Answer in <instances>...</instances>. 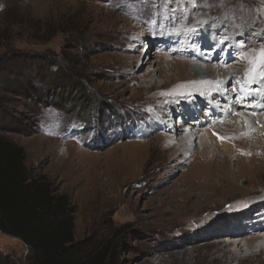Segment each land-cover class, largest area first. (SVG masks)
Instances as JSON below:
<instances>
[{
	"label": "rangeland",
	"instance_id": "1",
	"mask_svg": "<svg viewBox=\"0 0 264 264\" xmlns=\"http://www.w3.org/2000/svg\"><path fill=\"white\" fill-rule=\"evenodd\" d=\"M209 9L214 15L203 19ZM221 12L235 15L223 22L234 28L238 24L233 20H237L242 30L247 22L253 25L251 32L264 29V0H0V137L25 150L33 177H45L58 194L69 197L78 241L116 239V264H162L161 260L172 264L173 256L177 258L173 264H214V257L222 255L206 245L213 242L214 230H241L245 224L259 223L264 215V190L260 188H264V177L258 182L250 177L245 184L249 188L255 182L261 189L247 204L212 210L199 206L184 220L164 214L172 206L158 208L167 196L164 193H173L183 175L223 169L217 158L209 160L206 155L180 163L172 159L179 155L177 148H163L164 139L176 137L175 126L168 124H181L185 109L202 100L199 96L172 99L173 109L166 106L161 112V105L169 100L160 99L156 91L147 99L142 89L149 72L153 70V77L164 82L170 76L165 65L171 58L197 64L194 58L178 54V48L174 50L173 39L176 35L183 39L196 24H207L212 36V43H203L201 48L205 68H216L218 62L230 59V69L222 74L245 70L253 62L251 55L264 50V33L243 36L233 28L217 29L214 20ZM259 14L260 20L253 21ZM163 21H167L165 26ZM188 45L192 47L193 42ZM147 52L155 53L153 59L143 58ZM241 56L248 58L244 66L236 63ZM136 58L147 64L135 67ZM260 61L263 67L264 56ZM258 73L257 81H264L262 70ZM206 106L203 103L196 114L185 117V126L197 134L212 132L217 126V121L192 126L198 118L208 119ZM156 122L165 129L142 135L140 125ZM197 147L190 152L194 154ZM238 161H230L225 169L240 175V186L255 168L264 173V156L254 162L248 157ZM205 164L212 167L206 171ZM177 201L181 203L182 198ZM251 207L261 212L235 217ZM224 221H231V227ZM249 236L254 233L248 232L245 238ZM10 238L0 239V260L32 264V251L25 258L24 245ZM242 245L246 246L245 240ZM198 246L197 258L191 257ZM185 252L189 256L184 259ZM245 264H264V254L259 262L252 259Z\"/></svg>",
	"mask_w": 264,
	"mask_h": 264
},
{
	"label": "bare ground",
	"instance_id": "2",
	"mask_svg": "<svg viewBox=\"0 0 264 264\" xmlns=\"http://www.w3.org/2000/svg\"><path fill=\"white\" fill-rule=\"evenodd\" d=\"M209 10L210 11L208 12V16L206 15L201 16L203 17V19L207 17H212L214 15L212 9ZM227 13L226 12L219 13L218 14L219 17L217 21L214 20L217 24V29L222 28L223 26L228 29L233 28L238 33L243 32L242 34L243 36L246 35L247 33L248 34L257 33L256 34L257 36H261L264 33V29L262 31L257 30V32L255 33L253 31L251 32V30H253L251 28L253 25L250 27V22L245 23L248 25V27L245 25V28H243V30L241 29L242 23H239V21L237 20H233V22L238 24V26H236L235 28L230 24H228V22L223 23L224 18H228V20H231V17L235 16V15L230 16ZM260 18H261L260 14L255 15L253 17V21L258 22ZM188 20L189 18H186L184 23H187ZM166 22L167 21H163L161 23L163 24V26H165ZM165 29H167V27ZM209 31L210 29L207 26V24L204 26H201V24H196L190 30L185 32L183 39H180V37L182 36L176 35L173 38L174 42L177 44L176 47H174V50L178 48V52H179L178 54H181L184 57L194 58L193 60H196L197 64H191V63L189 64L188 60L185 59H184V63H181L176 60L177 58H171L170 60L167 61L165 65L166 71L170 72V76L168 77L167 81L158 82L153 77L155 73L153 72V70H151L149 72V76L147 75L148 76L147 82L144 84V87L142 88L146 93L145 97L147 99L155 96L157 92L160 99L169 100L168 103L167 101H165L166 102L164 103L165 105H161V110H160L161 112L166 108V106H169L170 108L172 107L170 105L171 103L170 101L172 99H177L176 101H178L179 98L199 96L198 98L199 100L200 99L202 100V103L201 101L199 102L195 101L194 103H192L190 110L189 108H186L185 109L186 111H184L186 112L185 114L186 116H184V120L182 121L181 124H177V123L168 124L171 127L175 126V128H173L174 130L172 131L175 133L176 137H174L173 139H168V138L164 139L162 145L163 148L166 149L172 147L177 148L178 149L177 153H179V155L172 159L179 161L180 163L186 160H190L192 157L194 158L196 156L199 157L202 155L204 158V155H206L209 158V160L210 159L213 160L214 158H217L216 161L223 169L222 171L218 169L216 172L214 170H213L214 172L209 171L208 174L200 173V175H196L195 173L191 172L183 175L179 180L180 183L177 182L175 184L173 193L167 194L168 191L164 193V195L167 196L162 199L163 204H161L158 207L160 209V208H165L167 205H169L170 207L172 206V210L164 212V214L168 215V217L170 218L172 216H176V217L178 216L180 219L182 217L183 218L187 217L189 216L188 212L190 210L195 212L196 210L199 209V206L207 207L209 208L208 210H212L213 208L220 207L221 205L231 206L238 204L240 202L243 204H247L250 202L249 201L251 199L250 196L260 194L261 192H258L259 190H261L260 188L264 190L263 186L261 187V185L259 188V184L257 186L256 185L254 186L255 182H252L254 184L249 188L245 186L246 183H250L249 179L251 178H254L255 180L257 178V182H258L259 178L261 179L262 177H264V173H262L260 169L254 167L255 168L254 171L248 174V176L245 177L246 179H243L244 181L241 184V186L239 185L240 183L239 181L242 180L239 177L240 175L239 174L235 175V173L231 174L228 171V167L226 168L227 170L225 169L226 165H228L230 161L232 160L238 161L242 157H248L251 162H254L256 160H263L264 81H257L258 78H260L259 73L257 76V71L261 72L262 70V74H264V66L263 65H262L263 67L260 66L261 53L251 55L252 57L249 58V61H253V62H248V58L244 56L238 58V60L241 61L240 63L236 62L237 65L239 66H244L243 63L248 62L247 63L248 67L246 68L244 66L245 70L238 69L237 72H227L226 75L222 74L224 70L230 69V66L228 65L229 64L228 61L230 59L229 60L226 59L225 62H221V61L218 62L217 65L214 66L216 68H213L211 66H206L205 68L202 62L206 58L202 55L203 53L201 48L203 47V43L204 44L207 43L208 45L212 43V36H210ZM144 37H142V40H145ZM189 41L193 42L192 47L191 45H188ZM186 48L187 50H184ZM154 55L155 53L147 52L143 58H145L146 56V60L153 59ZM136 59L137 60L135 63V67L139 68L147 64V61L145 60L143 61V59L142 60L140 58L139 59L136 58ZM215 61L217 62V60L214 58L213 59L214 64ZM253 76L257 78L253 80ZM229 84L230 85L233 84L232 89L228 87ZM152 91L154 92L153 94ZM201 95L204 97H201ZM203 103L204 105H207L206 108L208 109V111L206 117L208 119L203 120L202 118H198L197 121L192 122L193 123L192 126L203 125L202 121H204L205 124L215 123L217 121V126H214V128H212L213 129L212 132L205 131V133L203 134L202 133L197 134L195 133L193 128H189L185 126V121H186L185 117H187V115L190 116L191 115L190 113L196 114L199 107ZM169 110L172 111L171 109ZM225 119L227 120L223 121ZM189 123L191 124V122H188V125ZM256 123L262 124L263 125L262 128L253 129L252 126H254V124ZM161 125L163 124H161L160 122L150 123L147 126H145V124L144 126L140 125L142 127L140 128V132L142 133V135H147L148 133L153 132V130H157L159 128L163 129L164 126L162 127ZM150 126L151 128H149ZM219 127L222 128V131H225V133L220 132L218 130ZM198 140L200 141V143H196ZM146 143L147 142H143L142 144L146 145ZM195 146L197 147V150L195 151L194 154H192L190 151ZM221 147H223L224 149H221ZM220 151H222V153ZM181 155L184 158H180ZM205 159L207 158L205 157ZM200 164L199 166L201 167ZM205 165L207 166V164ZM220 166L219 168H221ZM193 167L194 166H192V168ZM211 167L212 165L210 167L207 166V168L205 167L204 168L207 171V169ZM196 168L193 169L196 170ZM193 169H191V171ZM201 170L204 169H200V170L198 169V172H200ZM246 170H244V172ZM198 172L197 174H199ZM179 198H182L181 203L177 201V199ZM191 202H193L192 206L194 207L188 209L189 204H191ZM224 202H227V204H224ZM250 210L252 211L250 212ZM254 211L255 212L257 211V213L261 212L258 211L257 208L251 207L247 212L236 215L235 217L239 218L240 216H245V217L252 216L251 214ZM261 217L262 218L259 223L251 222L250 224H245V227L242 228L241 230H237V229L230 230L226 228V230L224 231H217L213 229L214 232L212 231L213 233H211L212 236L210 237L211 238L210 240H212L213 242L207 243L206 245L210 248V250L214 249L217 252H222V255L220 257L213 256L214 257L213 263L235 264L236 262H238V264H245L246 261H251L252 259H256L259 262L260 256L264 254V215H262ZM224 222H225L224 225H226V227L227 226L231 227L232 225L231 221H224ZM248 232L254 233V236L253 237L249 236L245 238V235H247ZM241 237H243L244 239H241ZM243 240H245L246 246L242 245ZM200 250H201L200 246L194 248L190 256L193 258L195 257L197 258L196 254ZM187 254H188L187 252L183 254L184 259L186 258V256H189V254L188 255ZM176 259H177L176 256H173L170 263L172 264L175 263ZM167 262L161 260L162 264H167Z\"/></svg>",
	"mask_w": 264,
	"mask_h": 264
},
{
	"label": "trees",
	"instance_id": "3",
	"mask_svg": "<svg viewBox=\"0 0 264 264\" xmlns=\"http://www.w3.org/2000/svg\"><path fill=\"white\" fill-rule=\"evenodd\" d=\"M0 229L32 251V264H116L114 238L78 241L70 199L33 177L26 152L0 137ZM0 264H13L1 261Z\"/></svg>",
	"mask_w": 264,
	"mask_h": 264
},
{
	"label": "built area",
	"instance_id": "4",
	"mask_svg": "<svg viewBox=\"0 0 264 264\" xmlns=\"http://www.w3.org/2000/svg\"><path fill=\"white\" fill-rule=\"evenodd\" d=\"M3 237H9V236H6L4 233H3V231L0 229V239H2ZM10 239H12L14 242H18V243H20V244H22V245H24V247L26 248V253H25V258L29 255V253L31 252V249L27 246V245H25L22 241H20L19 239H17V238H10Z\"/></svg>",
	"mask_w": 264,
	"mask_h": 264
},
{
	"label": "snow or ice",
	"instance_id": "5",
	"mask_svg": "<svg viewBox=\"0 0 264 264\" xmlns=\"http://www.w3.org/2000/svg\"><path fill=\"white\" fill-rule=\"evenodd\" d=\"M261 55L264 56V50H262Z\"/></svg>",
	"mask_w": 264,
	"mask_h": 264
}]
</instances>
